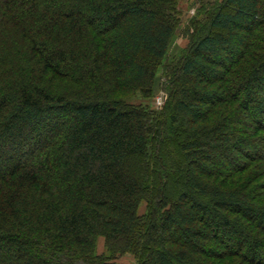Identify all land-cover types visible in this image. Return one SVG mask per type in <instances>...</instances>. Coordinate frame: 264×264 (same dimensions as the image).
Here are the masks:
<instances>
[{"label": "trees", "instance_id": "trees-1", "mask_svg": "<svg viewBox=\"0 0 264 264\" xmlns=\"http://www.w3.org/2000/svg\"><path fill=\"white\" fill-rule=\"evenodd\" d=\"M201 10L155 110L177 0H0V264H264V0Z\"/></svg>", "mask_w": 264, "mask_h": 264}, {"label": "rangeland", "instance_id": "rangeland-1", "mask_svg": "<svg viewBox=\"0 0 264 264\" xmlns=\"http://www.w3.org/2000/svg\"><path fill=\"white\" fill-rule=\"evenodd\" d=\"M210 1L212 0H177V7L179 11L181 10L182 20L177 28L175 38L169 49L168 59L162 60L158 67V75L163 77V85L161 88H158L154 93H151L148 98L145 96L143 97L142 94H140L139 92H135L129 96L131 101H140L141 99V101H145L143 100V98H147L148 100L146 99L145 102L151 105L153 109H162L166 102L165 101L164 104L161 102L163 100L162 97L164 94H167L165 84L170 79V76L167 77V69H169V66L173 64L174 61L176 62L181 57L182 53L187 49L190 42V35L192 32H194V29L189 27V24L191 23L190 21L197 19V17H200L202 15L201 8L203 7V3H207ZM172 143L171 145L174 149H176L177 142H175V144ZM148 207V202L143 201L140 207L141 214L146 213ZM96 245L97 252L104 253L106 251L105 237L99 236L97 238ZM134 260V256L131 253H126L115 259L116 262L120 263H131L134 262Z\"/></svg>", "mask_w": 264, "mask_h": 264}, {"label": "built area", "instance_id": "built-area-1", "mask_svg": "<svg viewBox=\"0 0 264 264\" xmlns=\"http://www.w3.org/2000/svg\"><path fill=\"white\" fill-rule=\"evenodd\" d=\"M162 99H163V100H162L161 102L164 104V102H165L166 99H167V94H164L163 97H162Z\"/></svg>", "mask_w": 264, "mask_h": 264}]
</instances>
